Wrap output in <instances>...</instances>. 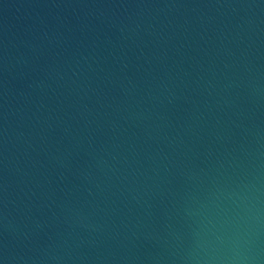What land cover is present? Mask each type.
<instances>
[{"label":"water","instance_id":"water-1","mask_svg":"<svg viewBox=\"0 0 264 264\" xmlns=\"http://www.w3.org/2000/svg\"><path fill=\"white\" fill-rule=\"evenodd\" d=\"M0 264H264V0H0Z\"/></svg>","mask_w":264,"mask_h":264}]
</instances>
